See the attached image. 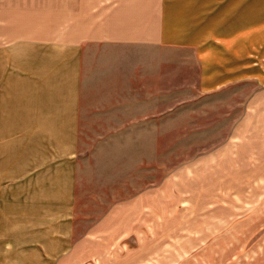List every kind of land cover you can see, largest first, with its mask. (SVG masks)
I'll return each instance as SVG.
<instances>
[{"label": "rangeland", "instance_id": "obj_1", "mask_svg": "<svg viewBox=\"0 0 264 264\" xmlns=\"http://www.w3.org/2000/svg\"><path fill=\"white\" fill-rule=\"evenodd\" d=\"M156 7L90 0L89 24L103 9L148 20ZM136 48L139 67L144 47ZM96 58L95 46L71 166L42 182L39 214L4 216L0 258L264 264V86L244 80L205 92L197 59L171 49L167 87L146 86L139 70L136 80L104 82Z\"/></svg>", "mask_w": 264, "mask_h": 264}, {"label": "crops", "instance_id": "obj_2", "mask_svg": "<svg viewBox=\"0 0 264 264\" xmlns=\"http://www.w3.org/2000/svg\"><path fill=\"white\" fill-rule=\"evenodd\" d=\"M156 1L148 20L103 9L91 28L90 0H0V226L10 213L39 214L42 182L71 166L95 46L104 82L139 70L146 86L167 87L171 49L197 59L205 92L264 86V0ZM12 199L21 207L9 208Z\"/></svg>", "mask_w": 264, "mask_h": 264}]
</instances>
